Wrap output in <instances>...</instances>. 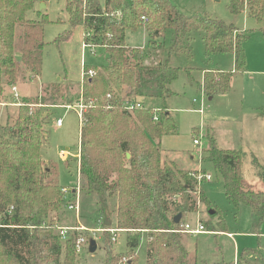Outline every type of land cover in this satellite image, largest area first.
<instances>
[{
  "label": "trees",
  "instance_id": "1",
  "mask_svg": "<svg viewBox=\"0 0 264 264\" xmlns=\"http://www.w3.org/2000/svg\"><path fill=\"white\" fill-rule=\"evenodd\" d=\"M34 6L35 0H0V102L14 103V93H7L6 88L41 75L45 25L50 19L46 12H39L38 20L28 18ZM229 9L232 15L245 13L264 31V0H230ZM66 11L71 29L62 37L82 25L85 33L92 32L91 40L104 48L106 62L95 76H84L79 86L60 80L43 85L36 97L20 100L14 121L0 124V264H79L83 248L77 250L76 240L86 230L70 231L63 240L55 231L59 225L52 215L67 206L62 188L73 189L76 182L71 187L61 185L57 163L46 162L41 150L48 140L45 127L51 121L52 107L81 99L89 108L79 144L80 191L97 195L102 216L111 223L109 200L115 198V227L126 232L128 251L135 252L140 233L147 234V264H206L189 250L184 231L185 217L198 211L199 202L209 203L203 190L199 198L195 196L198 174L205 170L184 171L163 160L161 139L178 132L166 107L180 73V68L170 64V56L185 50L184 41L190 49L197 35L207 55L232 53L234 70L207 71L200 84L208 98L226 94L234 75L247 70L245 43L251 32L208 14H185L172 0H66ZM142 26L149 32L147 46L127 45V32ZM168 29L173 30V38L165 56L163 39ZM91 69L95 67L85 63L82 72ZM148 98L162 102L158 121L153 120L152 107L128 111L123 106L124 100ZM107 102L111 109L105 108ZM208 140L202 161L213 164L227 199L236 208L250 205L252 229L260 236L264 197H246L243 152L220 148L213 137ZM253 165L264 175L256 157ZM178 214L182 218L176 224ZM106 220L104 227L111 229ZM252 252L258 254V249ZM117 259L109 251L103 264ZM214 264L253 263L245 259Z\"/></svg>",
  "mask_w": 264,
  "mask_h": 264
},
{
  "label": "rangeland",
  "instance_id": "2",
  "mask_svg": "<svg viewBox=\"0 0 264 264\" xmlns=\"http://www.w3.org/2000/svg\"><path fill=\"white\" fill-rule=\"evenodd\" d=\"M100 1L104 3V0ZM41 2L45 3V8L41 9ZM172 2L185 14H208L226 22L232 21L237 26L245 27L251 32V37L245 43L248 70L243 76L234 79L235 82L240 83L241 89H244L245 83L249 84L252 81L255 71L264 70V65H259L256 61L257 44L261 38L260 29L252 27V19L246 17L247 20L243 18L242 14L232 15L229 9L230 0H172ZM39 12H46L50 19L45 25L44 37L47 45L44 50L42 72L36 80L29 79L18 84L20 100L26 97H36L41 93L45 84L60 80L79 86L83 79L84 27L78 25L69 36L62 37L66 31L71 29L66 11V0H35L34 9L28 13V18L40 19ZM59 38L60 40H58ZM172 38L173 30L168 29L163 39L165 56L172 44ZM148 41L149 32L144 26L127 32L126 42L129 46L145 48ZM186 44L184 41L185 52L179 51L180 53H173L170 56V64L180 68V73L172 84L175 95L167 100L166 107L177 122L178 132L165 135L161 148L170 152H166L165 159L175 161L178 167L190 164L185 170L201 168L212 177V180L198 184L195 195L199 198L198 193L203 190L209 203L199 202L198 211L189 213L184 220V224L188 223L192 228H195L201 221L207 231L200 234H186L187 246L192 253L198 256L199 260L206 264L234 263L245 259L253 264H264V222L259 236L252 229L250 205L243 203L239 208H236L227 199L222 177L217 175L213 164L201 159L202 149L209 147L208 137L212 138L214 134L218 147L237 149L243 152L241 172L246 182L247 180L259 181L258 178L261 180L264 175L260 169H255L251 155L253 153L264 165V135L256 129L258 125L254 126L251 121L248 124L241 120L237 92L230 98L217 95L213 100H209L200 88L206 71L213 69L234 70V55L232 53L207 55L204 41L198 35L190 41V49L185 47ZM103 52H105L104 49L98 48L97 54L93 55L86 50L84 61L99 71L106 62ZM238 74L240 73L235 75ZM255 77H258V74H255ZM6 92L14 93L12 88H6ZM161 103V101L152 98L145 100V105L153 109L161 108ZM52 109L51 121L45 127L48 140L42 146L41 152L46 162L57 163L60 184L71 187L76 182V170L80 164L79 144L83 123L80 121L76 109H66L64 105L55 106ZM18 113V106L0 102V124L14 121ZM59 118L63 120L62 126H57ZM83 121H85L84 115ZM210 127H213V131ZM197 137H201L202 144L200 146L194 144V138ZM62 149L67 151L64 155L67 157L60 154ZM190 156H194V158ZM261 187L262 185L258 186L263 189ZM245 188L248 198L251 194H259L260 200L264 197V190H256L248 186ZM115 202V198L109 200V207L112 211L110 217L112 223L109 227L113 229H117L115 227ZM78 204L80 207L78 218L76 210L70 209L66 205H63L52 215L56 217V223L61 227L79 225L78 221L86 228L82 236L89 240V244L83 247L78 258L79 264H103L109 251L113 256L119 257L113 264H128L129 262L147 264L148 239L145 232L140 233V244L135 252L131 253L126 247V232L116 230L112 233L104 227V220L109 219L102 216L95 193L79 190ZM102 228L103 231H93ZM209 229L214 231H208ZM228 233H233L235 239L229 237ZM92 239L96 240L97 244V249L94 252L89 250ZM252 249H258V254L250 253ZM262 250L263 255H260L259 252Z\"/></svg>",
  "mask_w": 264,
  "mask_h": 264
},
{
  "label": "crops",
  "instance_id": "3",
  "mask_svg": "<svg viewBox=\"0 0 264 264\" xmlns=\"http://www.w3.org/2000/svg\"><path fill=\"white\" fill-rule=\"evenodd\" d=\"M40 2V1H39ZM42 3V2H41ZM240 15V14H239ZM243 15V18L247 19L246 17V14L245 13H242ZM248 20V19H247ZM232 22V21H230ZM234 23V22H232ZM252 23V27H255L257 29H259L258 25L256 24V22ZM236 26L237 24L234 23ZM264 26V25H263ZM238 28L242 27L239 25L237 26ZM242 30H245L246 28L245 27H242L240 28ZM261 32V38L257 44V49H258V54H257V57H256V61L259 63V65H264V31L260 30ZM251 37V35H250ZM85 39V37H84ZM98 48H102L104 49L103 47L99 46ZM97 48V49H98ZM180 52H185V50H181ZM180 52H177V53H180ZM96 54H97V51H96ZM94 54V55H96ZM84 57L83 56V60H82V63L84 62ZM86 63V62H85ZM247 65H248V60H247ZM215 70V69H213ZM248 70V68H247ZM247 70L243 73H240L238 75H235L231 81V89L228 93L226 94H221V96L223 97H227V98H230L232 95H234L236 92L238 94V104L240 103V113H241V120L248 123L249 124V121H251V124H253L254 126H257L256 129H258L260 132H262V134L264 135V70H257L255 71V74H258V77H255V74H253V79L252 81L248 84V83H245V87L244 89H241L240 87V83L238 82H235L234 79H236L238 76H243ZM207 72V71H206ZM254 72V71H253ZM205 74V73H204ZM246 81V80H245ZM237 84V85H236ZM242 85V83H241ZM18 87V86H16ZM13 91V90H12ZM17 91L18 88H17ZM20 94V93H19ZM175 95V94H174ZM20 96V95H19ZM173 96V95H172ZM217 96V95H216ZM216 96L214 97H210L208 98L209 100H213ZM233 97V96H232ZM147 100V99H146ZM157 100V99H156ZM144 103H145V100H144ZM13 106V105H12ZM15 106V105H14ZM17 107V106H16ZM65 108V107H64ZM203 111V110H202ZM171 112V111H170ZM58 126V125H57ZM62 126V125H61ZM208 127V126H207ZM211 130L213 131V127H210ZM263 128V129H262ZM213 137H214V134H213ZM164 138V136H163ZM163 138L161 139V146H162V141H163ZM195 139V138H194ZM215 139V137H214ZM216 141V140H215ZM216 145H217V142H216ZM218 146V145H217ZM225 149H231V148H225ZM164 153H163V160L164 161H167V162H173L176 166V162L175 161H168L165 159V155H167L166 152H168L167 149L164 148ZM170 153V152H168ZM247 156V155H246ZM253 157H256L254 156V154L252 153ZM191 158H194V156H190ZM257 158V157H256ZM258 159V158H257ZM259 161V160H258ZM260 162V161H259ZM252 164H253V160H252ZM261 164V163H260ZM263 167L264 165L261 164ZM190 164H187L185 165L184 167H178L180 170H184V171H194V170H197V169H201V168H194V169H188V170H185V168L187 169V167H189ZM242 176H243V173H242ZM264 179V178H263ZM263 179H259V181H255V180H246L244 179L243 177V184L245 187H251V188H254L256 190H264V180ZM212 180V179H211ZM203 182H208L207 180L206 181H203ZM259 185H262L261 188L263 189H260L258 188ZM206 194V193H205ZM199 223H202L201 221ZM198 223V224H199ZM77 224H78V221H77ZM80 224V223H79ZM76 226V225H75ZM198 226V225H197ZM196 226V227H197ZM192 227V226H191ZM195 227V228H196ZM113 229V228H112ZM117 231H123V230H120V229H117ZM205 231H207L205 229ZM204 231V232H205ZM224 232V231H223ZM203 233V232H202ZM190 234V233H189ZM200 234V233H199ZM228 236L231 237L232 239H235V235L233 233H228ZM262 248V247H260ZM261 250V249H260ZM260 255H263V250L262 252L260 253Z\"/></svg>",
  "mask_w": 264,
  "mask_h": 264
},
{
  "label": "built area",
  "instance_id": "4",
  "mask_svg": "<svg viewBox=\"0 0 264 264\" xmlns=\"http://www.w3.org/2000/svg\"><path fill=\"white\" fill-rule=\"evenodd\" d=\"M91 36H92V32L88 31L85 33V40L83 42V56H85V52L86 50L90 51L91 54H96L97 48L99 46H101L100 43H95L91 40ZM85 65V61L83 62V67ZM97 74L96 70H89L87 72H82L83 77L84 76H90L93 77ZM12 90L14 92V98H15V102L12 103V105L15 106H20L21 102H20V96L19 93L17 91V87L13 86ZM107 98L110 100L112 99V95L108 94ZM123 106L125 107L126 110L128 111H133L136 108H143V107H147L144 103L143 100H136V101H128V100H124L123 101ZM64 107L66 109H76L77 112L79 113V118L80 121L82 123H84L83 121V115L84 112H86V108L87 106L83 103L82 99L80 100V102L76 103V104H68V105H64ZM106 109H111L112 105L110 102H107V105L105 107ZM160 111L161 108H155L153 109V120L154 121H158L159 117H160ZM63 124V120L62 118H59L57 120V125L61 126ZM194 144L197 146H200L202 144L201 142V137H197L194 139ZM67 153L66 150H61L60 154L63 157H67L64 156ZM212 177L210 174L208 173H200L198 174V180H199V184H201L203 181H209L211 180ZM80 186H81V177H80V173H79V168H78V176H77V180H76V184L74 186L73 189H69L68 187H63L62 191L64 194V199L67 200V207H69L70 209H74L76 210V216L78 218V214H79V204H78V194H79V190H80ZM79 224V222H78ZM86 228L84 226H82L81 224L76 225V226H72V227H61V226H56L55 231L56 233L63 239L66 240L67 239V235L70 231H75V230H85ZM109 229V228H107ZM110 232L114 233L117 229H109ZM93 231H103L102 229H94ZM184 231L190 234H199L205 231V226L202 223H199L198 226L196 228H192L190 224H184ZM89 241L82 235H79L77 240H76V246H77V250L80 251L85 245H88ZM236 263V262H235Z\"/></svg>",
  "mask_w": 264,
  "mask_h": 264
},
{
  "label": "water",
  "instance_id": "5",
  "mask_svg": "<svg viewBox=\"0 0 264 264\" xmlns=\"http://www.w3.org/2000/svg\"><path fill=\"white\" fill-rule=\"evenodd\" d=\"M45 7H46L45 3L42 2V3H41V9H42V8H45ZM181 218H182V215H181V214H178L177 216L174 217V222H175L176 224L180 223V222H181ZM105 224L109 226V225L111 224V221L106 220ZM96 249H97L96 240L92 239V240L90 241V247H89V250H90V252H94Z\"/></svg>",
  "mask_w": 264,
  "mask_h": 264
}]
</instances>
